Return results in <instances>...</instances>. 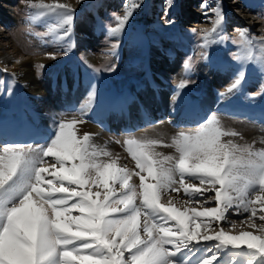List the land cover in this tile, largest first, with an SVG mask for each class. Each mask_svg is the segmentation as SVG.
I'll return each instance as SVG.
<instances>
[{
    "label": "snow or ice",
    "instance_id": "snow-or-ice-1",
    "mask_svg": "<svg viewBox=\"0 0 264 264\" xmlns=\"http://www.w3.org/2000/svg\"><path fill=\"white\" fill-rule=\"evenodd\" d=\"M142 2L127 0L107 25L115 42L106 60L116 56ZM26 7L34 10L29 22L50 19L39 35L67 55L76 9L60 0H28ZM202 7L212 27L193 33L198 58L207 61L209 49L230 38L220 6ZM236 31L234 59L243 67L224 98L241 91L247 65L264 75V35ZM194 64L188 56L174 101L192 83ZM249 95H264V87ZM95 99L93 84L88 105L58 114L40 143L0 142V264H264V148L240 143V133L225 127L216 111L168 140L129 135L123 145L130 167L91 134H79Z\"/></svg>",
    "mask_w": 264,
    "mask_h": 264
},
{
    "label": "rangeland",
    "instance_id": "rangeland-1",
    "mask_svg": "<svg viewBox=\"0 0 264 264\" xmlns=\"http://www.w3.org/2000/svg\"><path fill=\"white\" fill-rule=\"evenodd\" d=\"M6 1L8 3L6 5L17 3V5L14 6L16 13V22L11 20L8 21V19H6L7 17H5L0 12V34L6 32L7 34L11 35V40H14V43L18 47H20V49H22L25 54L33 59L32 69L34 71V78L43 86V91L55 94L56 90H53V88L50 89L51 83L55 80V78L57 79V81H61L60 84H62V81H64L66 77L73 76V73L76 69H83L87 74H90L93 77V80L98 86L99 95H112V99L114 100L107 98H98L95 103L96 109L95 111H93L94 113L92 112L93 115L91 114L90 116L88 113L89 117H87V122L78 125V128L80 130L79 134H91L94 138L95 143L101 146H105L104 142H106V146L108 145L107 143H110L111 147L113 148H111L113 150L111 152L118 153L122 158L121 163H128L130 167L133 166V162L131 161L130 157H128L123 145V141L129 135H135L137 137L144 135L160 136L168 140L171 138V136L175 135L178 130L181 129L180 127H177L176 129L171 128L168 122H162L161 119L159 122L153 124H146V122H144L146 125L144 123L142 124H144L145 126L139 129H135L131 134L121 133L119 130L110 131L112 130V123H110V121L112 117L116 116L117 114L119 116L121 115L120 118L123 120V122L125 121L126 123L130 121L129 123L131 124L134 119L139 118L141 114L140 110L145 107L147 108V106L150 104L149 102H151V104L149 105L150 109L154 111L157 109V106L154 103L155 101H145L143 104H141L135 99H132V96L130 97L131 101L129 102V107H127V105H124V107L126 108H121V106L120 111L118 106H115L113 108V104L116 102L117 97L122 95L125 90H129V92H132V87L134 86L132 85V82L135 81L138 87H140L141 85L147 86L145 78H148V76L143 77V75L145 71L148 72L147 66L150 58H152L153 60L154 71L158 73V70H162L167 67V65L165 64L158 63L161 59H168L171 62L178 60L180 62L179 64L183 66L187 57L193 56L195 64L193 71L189 77L192 83L189 87H187V89L189 91H200L201 97H204L201 104H204L206 106L204 109L209 108L207 111L214 110V107L211 108L209 106H213V104L216 106L218 103L217 101H220L223 104L227 103L231 106L241 107L248 110L260 109L264 111V95H258L255 96V98H250L249 95L260 93L262 87H264V75H261L260 70L256 65L249 64L246 66V73H252V75L246 76L240 92L235 95L229 96L228 98H224L221 96V94L225 93L227 88L233 82L237 71L243 67L238 61L234 59V53L237 51V49L236 46L231 43V39L238 36L236 30L247 28L252 35H264V0L233 1L238 2L237 7L239 9L236 6L232 5L233 2H231V0H197L194 5H191L192 7L195 6L198 10V12H193V14H196L197 17L193 18L192 16L193 19L190 18V20L188 21L189 25L187 23L185 24L186 21L183 18L179 21L183 26H186L188 29L190 28V31L181 26L186 30L184 31L179 26L176 27V25L174 24L175 18H178L179 16L183 17V5L182 7H180L178 4L176 5L173 0H170L173 4V9L170 11H173L172 13L174 14V16H172L171 19L168 18L167 20H165L163 26L158 25L155 29L154 26L157 25V21L161 20L150 16L147 8L150 0H143L141 7L135 11L133 18H131L129 24L126 26L125 32L120 38V44L118 49L116 50V56L111 57L107 60L105 58V54L110 48L111 44L115 42V40L110 39L107 34V25L110 22H113V16L114 14H119L118 11L113 13L107 12L104 13L103 16L100 15V12L97 11V5L100 1L79 0L78 2V0H60V2L71 4L76 9V18L73 25V32L69 37V42L72 46L70 47L67 55H64L61 52V44L53 43L51 42L50 38L41 37L39 35L40 33L46 31L47 24L50 22V19L48 17H36L34 22H29V14L34 10H30L26 7L28 0ZM119 1L122 5L127 2V0ZM33 2H36V0H33ZM45 2H51V0H45ZM180 2L185 3L186 1L180 0ZM202 5H206L208 9L215 8L217 5H219L225 16L224 22H226L227 28L223 27V31L224 34L230 39L224 43L215 45L210 48L208 51L209 59L206 61L208 64L209 60L214 65L218 63L217 65L219 66L215 67L219 70L211 69L204 60L202 61V59L198 58L200 49L197 48L198 38L197 35L193 33V30H195L196 33H200L202 30L210 29L212 27L211 23L206 20V17L204 15L206 9L202 7ZM86 6L88 7L86 8ZM83 7L84 9H82ZM246 13H250V15H253L254 19H251L250 16H247ZM209 14L211 15V13ZM2 17L4 18L5 22H3ZM191 20L193 22H190ZM168 21H172V23H168ZM197 23L203 26H207H204L206 27L204 29L195 28L194 26H192V24ZM84 24H88L91 28L93 27L95 32L99 33L100 35H93V37L96 36L91 43V46L93 47L94 53L96 55V59H94L93 61L88 60L85 57V51L83 47L86 46L80 41L79 37L81 27ZM132 24L134 26H132ZM142 24H146L149 26L147 27L149 36L147 38L150 40L151 45L146 43L142 38L141 33H139V28L142 26ZM160 24L162 25V23ZM180 33L183 35V37H181ZM0 38H2L1 35ZM90 38L92 39V37ZM181 38L186 43L181 41ZM125 41L126 46L124 47ZM225 43L227 44V46H224ZM122 45L123 49L121 51ZM156 49L160 51V57L158 60L153 54ZM123 51L124 54L122 56ZM49 53L56 54L57 58H49V56L46 55ZM109 63L114 65V70L111 72L104 71V66ZM40 64H44L45 68L39 69L38 66ZM224 64L230 65V68L228 69L229 71L226 70L225 67L223 70H220L222 69V65ZM89 65H91V67H89ZM4 69V67L0 68V81H3V91L0 92V120L4 121L5 123L10 122L11 120H15L18 122H22L25 120L28 123H33V121L30 119V113L26 111V108L28 107L33 111V103L37 102L36 94L35 92H33V89L38 90L39 87L34 85L23 86L20 76H17L14 72L8 69L7 71H4ZM95 69H100V71L97 73V76L94 73ZM230 69L232 70V73ZM167 70L169 71V73H172L171 69L167 68ZM77 71L75 73V76L77 75ZM13 73L15 74L14 84L11 75ZM226 73H228L229 75L227 76ZM173 75L176 79L172 78L171 75L168 86L169 88L172 86H176L177 81L182 76L179 74ZM50 77H54L53 80H51ZM69 79L71 78H67L66 80ZM57 81L56 84H58ZM219 81L220 83L217 84ZM245 82H247L246 85ZM93 84L94 83L92 81L86 84V86L79 85V88L91 87ZM9 87H11L12 89L10 95L8 94ZM147 87H143L142 90H144V92H150V84ZM86 90L87 89H82L83 92H86ZM210 92L212 94V97L211 99H209L210 102L207 106L206 101L209 97ZM165 93H167L165 101L168 102L167 106L165 107V110L167 112L166 119L172 121L171 119L177 118L178 111L182 112L187 110L189 104L188 102L183 103V101L181 100L182 95H180L181 99L179 97L178 100L176 99L174 101V95H172L173 92L171 93L168 88L165 90ZM39 95L42 96L41 93ZM140 95H143V91L140 93ZM83 97L84 96H81V101H77L75 103L85 105L88 102V99ZM145 97L147 99L153 100L151 99L150 94H146ZM171 102L175 105L178 104L177 108H175V111L170 107V105L172 104ZM218 104L220 105V103ZM22 105H24L25 108H22L20 110ZM65 109L66 108H60V113L73 111H67ZM39 110L42 111V109ZM95 113L97 114V116ZM22 115H24V117ZM127 117L128 119H126ZM53 118L55 120L57 116L55 115V117ZM150 119L152 118L150 117ZM221 119L225 127L234 129L240 133V136L242 137V139L239 140L240 143L254 144L256 148H264V124L244 120L242 118L221 116ZM154 121L155 120L152 119L147 123ZM104 123L110 124V130L104 128ZM53 124H47L45 121H38V125L43 130H52ZM96 137H98L99 141H96ZM160 150L164 151L165 153L172 152V149L167 148ZM233 218L235 219L236 217Z\"/></svg>",
    "mask_w": 264,
    "mask_h": 264
},
{
    "label": "bare ground",
    "instance_id": "bare-ground-1",
    "mask_svg": "<svg viewBox=\"0 0 264 264\" xmlns=\"http://www.w3.org/2000/svg\"><path fill=\"white\" fill-rule=\"evenodd\" d=\"M233 1H235V0H231V2H233ZM190 2L191 1H189V0L187 1L188 4H190ZM237 3L238 2H233L232 5L237 7L238 6ZM6 4H8L6 0H0V12L5 17H7L6 19H8V21L11 20V21L16 22V13H15V7L14 6H16L17 3H11L10 5H6ZM119 4L120 3L117 0H106L104 2L103 6L99 5L97 7V10L98 11H99V9L105 10V11H109V9L114 10V9H117ZM182 8L184 11L183 19H190V18L193 19L194 17H197L196 14H193V12H198V10L196 9L195 6L192 7L191 5H189V6L183 5ZM246 14H247V16H250L251 19H254V16L250 15V13H246ZM192 16H193V18H192ZM185 21H183V22H185ZM3 22H5L4 18H3ZM190 22H193V21L191 20ZM0 23H1V21H0ZM192 26H194L195 28H201V29L203 28L204 29V28H206L204 26H207V25L203 26V25H200L197 23V24H192ZM94 34L95 33H94L93 29L88 24L82 25L81 31L79 34L80 41L82 43H84V45L86 46V47H83V49L85 51V53H84L85 57L88 60H92V61L94 59H96L94 49L91 46L93 39L96 37V36L93 37ZM0 35L2 37V38H0V68L4 67V68L14 72L17 76H20V78L22 79V85L23 86L34 85V86L39 87L38 90L33 89V92H35V94H36V100H37V102H35V110H37V112H38V121H45L47 124H49V123L53 124L55 121L53 117H55V115L58 116V114H60V108H66V109L76 111V110H79L82 107H85L88 105V102L85 105H80V103H75L77 101H81V96H85V98H87L86 97L87 90H86V92H83L81 88H78L77 90H72L71 89L72 86H70L68 84V82H73L74 81L73 79L66 80V84H67L66 86L65 85L59 86V84L54 85L55 87L53 86L52 88H53V90H56L55 94L51 93V92L47 93V91H43L44 90L43 86L34 78V71L32 69L33 59H31V57H29L27 54H25L24 51L22 49H20V47H18L14 43V40H11V35L7 34L6 32H3ZM90 37H92V39ZM153 54L158 60L160 57V55H159L160 51L158 49H156V51H154ZM158 63L165 64V65H167V67L164 65L166 68L162 69V70H158L159 71L158 73L156 71L155 72L150 71V76H151L150 88H149L150 92H144V90H143L144 93L150 94L151 99H153V100L147 99L145 97L146 94H144V93H143V95H140V93L138 95L137 94L138 93L137 87L135 85L132 87V92H130V93L126 92L124 95L125 98L121 97V99L124 98L122 100L123 105H127V107L130 106L129 102L131 101L130 97L132 96V99H135L136 101H138L141 104H143L145 101L146 102L147 101L148 102L149 101H155L154 103L157 106L156 107L157 109L155 111L150 109L149 105L151 104V102H149L150 104L148 106L146 105L147 108L145 107V108H142V110H140L141 114H140L139 118L134 119L132 124H129L130 121L126 122V124H124L125 121L123 123V120L120 118L121 115L120 116L116 115L112 119L113 122H111L112 123V126H111L112 131H115L116 129L117 130L122 129L124 131H128V129L131 130L132 128H136V127L141 126L142 123H144V122H146V123L149 122L150 120H152V119H150V117L151 118L156 117L157 119L159 117V119H160L162 116H165L164 115V114H166L165 107L168 104V102L165 101V97L167 94V93H165V90L168 88V90L171 93L173 92L172 95H174V93H175V87H170V88L168 87L169 81L171 79L170 77L172 75V78H175V76L173 74L182 75L184 69H183V66L181 64H179L180 62L178 60L171 62L168 59H161ZM155 64H156V62H155ZM207 67H208V65H207ZM148 68L150 70L152 68H154L152 58H150V60H149ZM167 68L171 69L172 73L171 72L169 73ZM226 75L228 76L229 74L226 73ZM75 79H76V82L78 85H80L83 81H84V83H86L87 81L90 80V78L87 76V74L83 71H80V70L77 71V75L75 76ZM220 81L217 84H219ZM58 87H61V88H58ZM90 90H91V88L89 89V92H90ZM147 90H148V87H147ZM40 93L42 94V96L39 95ZM181 95H182L183 100H186L191 104V109L189 110V112H187L188 114L185 112L182 114H177V118L175 119L176 123H179V122L182 123L183 122V124H184L186 121L196 122L200 118H203L204 112H206L209 108L204 109L206 106L204 104L203 105L201 104L199 98H197L195 95H190L189 93L186 92L185 89L182 91ZM55 96H56V98H55ZM58 97H60V98H58ZM211 97H212V94L210 92L209 97L207 98V101H206L207 106H208V103L210 102L209 99H211ZM101 98H103V97H101ZM97 100H98V96H96L95 102L91 107L92 111H95V109H96L95 103ZM112 100H114V99H112ZM113 103H114V101H113ZM118 105H119L118 107H119V111H120V109L123 108V106L120 105V103ZM177 105L172 103L170 105V107L172 110L174 109V111H175V108H177ZM182 106H183V104H182ZM201 106H202V108H201ZM219 106L220 105L217 103L216 106L213 104V106H209V107H211V108L214 107L215 108L214 110H219ZM181 107H179V108H181ZM224 107H226L227 110H231L230 113H232V114L234 113V114H243V115H253L254 118L260 120L261 122H264V113H261L260 111L258 113L253 114V113H250V112L244 110L243 108H230L227 106H224ZM113 108H114V106H113ZM39 109H42V111H40ZM174 111H173V113H174ZM177 111H178V109H177ZM178 113H180V112H178ZM89 115L91 116L90 112H89ZM94 116H92V117H94ZM96 116H97V114H96ZM98 118H99V116H98ZM126 119H128V117ZM108 125H110V124H108ZM37 128H36V126L31 127V126H28L26 124H19V123H17L16 126H14V127L5 128L2 124V122H0V140L2 142L5 141V142L26 143L27 141L30 140L27 136V134L29 133L30 130H37L36 133H40L39 128L38 129ZM47 134L48 133H44L42 136H46ZM31 140H32V142L34 140L39 141V138L34 137V139L32 138ZM96 141H99L98 137H96ZM104 144L106 145V142H104ZM107 144H108L107 145L108 150L113 151L112 150L113 148L111 147L110 143H107Z\"/></svg>",
    "mask_w": 264,
    "mask_h": 264
}]
</instances>
